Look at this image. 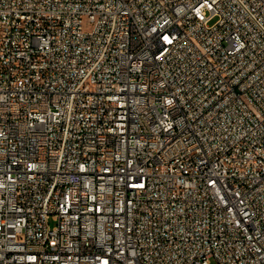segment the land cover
Segmentation results:
<instances>
[{
	"label": "built area",
	"instance_id": "1",
	"mask_svg": "<svg viewBox=\"0 0 264 264\" xmlns=\"http://www.w3.org/2000/svg\"><path fill=\"white\" fill-rule=\"evenodd\" d=\"M0 264H264V0H0Z\"/></svg>",
	"mask_w": 264,
	"mask_h": 264
}]
</instances>
